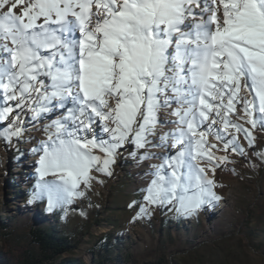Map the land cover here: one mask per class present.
<instances>
[{
    "label": "snow or ice",
    "instance_id": "obj_1",
    "mask_svg": "<svg viewBox=\"0 0 264 264\" xmlns=\"http://www.w3.org/2000/svg\"><path fill=\"white\" fill-rule=\"evenodd\" d=\"M28 113L57 117L34 149L33 198L49 210L82 196L93 170L110 176L132 144L164 150L140 155L161 162L133 220L165 205L194 215L221 199L208 173L264 128V0H0V138H22ZM162 122L175 127L154 143Z\"/></svg>",
    "mask_w": 264,
    "mask_h": 264
},
{
    "label": "rangeland",
    "instance_id": "obj_2",
    "mask_svg": "<svg viewBox=\"0 0 264 264\" xmlns=\"http://www.w3.org/2000/svg\"><path fill=\"white\" fill-rule=\"evenodd\" d=\"M30 117L22 116V138H0V264H21L34 257L29 264H264V158L258 155L264 152V128L253 131L251 148L240 135L246 156L230 154V163L214 175L208 173L219 201L191 216L177 214L172 205L153 206L150 215L133 220L144 203L141 189L152 179L150 165L161 162L156 157L141 160L140 155L164 150L152 145L137 150L127 144L111 165L110 176L93 170L97 179L90 187L81 184L82 196L49 210L46 194L33 198L39 192L36 169L42 154L34 149L47 139L44 127L51 121ZM161 126L163 132L169 130L168 124ZM160 134L157 126L156 137L149 139L159 143ZM133 201L137 206L129 207ZM250 210L254 219L247 225ZM39 227L67 236L73 248L38 260L40 250L29 232Z\"/></svg>",
    "mask_w": 264,
    "mask_h": 264
},
{
    "label": "trees",
    "instance_id": "obj_3",
    "mask_svg": "<svg viewBox=\"0 0 264 264\" xmlns=\"http://www.w3.org/2000/svg\"><path fill=\"white\" fill-rule=\"evenodd\" d=\"M252 211L250 210L248 217L246 218L245 224L247 225H250L254 219V212ZM29 234L32 243L36 244L40 250V256L38 257V260L40 258L53 259L73 248V245L67 236L57 234L49 228H33L30 230ZM32 259H35V257ZM32 259L24 260L21 264H29V262L32 263L34 262Z\"/></svg>",
    "mask_w": 264,
    "mask_h": 264
},
{
    "label": "bare ground",
    "instance_id": "obj_4",
    "mask_svg": "<svg viewBox=\"0 0 264 264\" xmlns=\"http://www.w3.org/2000/svg\"><path fill=\"white\" fill-rule=\"evenodd\" d=\"M175 107H176V105H172V108H175ZM55 118H57V117H56L55 115H52V116L49 118V120L51 121V119H55ZM164 119L174 120L175 117L170 116L169 113H168L167 111H163V112L161 113V120L163 121ZM162 123H163V122H162ZM170 127L174 128L175 125H169V128H170ZM163 130H164V128L161 126V124H159V125H158V132L162 133ZM95 131H96V133H97L98 136H100V135L104 136V133H101V132H100V129H99L98 127L95 129ZM89 138H92L91 134H89ZM209 139L211 140L212 138L210 137ZM173 152H174V150H173ZM32 161H33V162H32V165H34V164L36 163V162H35V159H33ZM219 210H220V208H219Z\"/></svg>",
    "mask_w": 264,
    "mask_h": 264
}]
</instances>
